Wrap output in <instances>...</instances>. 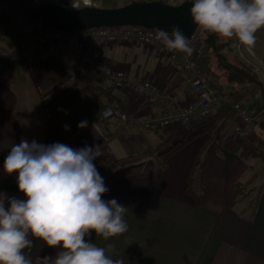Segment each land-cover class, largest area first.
<instances>
[{"label":"crops","instance_id":"crops-1","mask_svg":"<svg viewBox=\"0 0 264 264\" xmlns=\"http://www.w3.org/2000/svg\"><path fill=\"white\" fill-rule=\"evenodd\" d=\"M11 1L17 6L11 7ZM90 1L107 3V8L133 2ZM167 1L176 5L185 0ZM28 6L37 8L31 0L0 1V163L20 165L28 155L41 153L14 178L0 171V264L8 254L54 264H264V161L236 141L225 122H217L215 141L210 123L155 132L135 128L132 135L109 125L102 134L92 124L98 106L117 104L130 116L145 111L164 116L168 100L185 103L192 97L190 87L170 70L159 48L101 45L85 35L32 43L27 36L39 26L31 15L20 18L26 25L17 31L7 28ZM252 6L264 12V0H252ZM257 23L262 32L250 45L264 61V20ZM94 58L157 84L158 102L148 105L125 91L103 90L85 73ZM233 93L254 120L261 117L264 89L240 85ZM93 102L98 106L82 110ZM112 133L117 134L49 185L56 190L75 187L99 159L184 142L169 159L162 193H156L149 177L126 176L103 190L96 226L83 216L58 219L56 204L37 197L36 180ZM202 193L207 199L197 206L194 194ZM9 257L5 264H17Z\"/></svg>","mask_w":264,"mask_h":264},{"label":"built area","instance_id":"built-area-1","mask_svg":"<svg viewBox=\"0 0 264 264\" xmlns=\"http://www.w3.org/2000/svg\"><path fill=\"white\" fill-rule=\"evenodd\" d=\"M40 0H33L39 5ZM42 1V0H41ZM135 1V0H133ZM165 2L167 0H152ZM196 11L202 21L220 11L223 0H195ZM58 4L65 10H76L81 7H96L90 0H69L60 3L57 0H43ZM264 20V12L253 9L252 0L244 5L242 18L233 28V35L228 48L238 60L251 68L252 73L264 84V61L252 48L250 42L255 34L262 32L258 19ZM83 35L95 39L101 45L139 44L149 48H159L165 56L170 70L186 83L192 97L185 103L168 100L164 107V116L157 117L153 112L129 115L122 112L117 104L107 105L92 120V124L105 134L106 126H115L127 135L133 130L158 131L166 128H185L195 122L213 118L220 107L227 106L231 115L225 120L233 138L245 145L259 159L264 161V147L257 137L253 122L254 117L238 100L227 94L222 86L211 77L205 65L206 49L194 35L191 38H180L161 31L137 26L99 27L85 32L76 30H33L27 40L45 45L51 41H67ZM86 76L99 81L105 91H125L136 100L154 105L160 98L161 88L154 82L130 76L125 68L114 69L100 58L91 59L85 67Z\"/></svg>","mask_w":264,"mask_h":264},{"label":"trees","instance_id":"trees-1","mask_svg":"<svg viewBox=\"0 0 264 264\" xmlns=\"http://www.w3.org/2000/svg\"><path fill=\"white\" fill-rule=\"evenodd\" d=\"M186 1L194 2L193 0H185L183 2ZM247 1L248 0H223L220 11L207 17L195 34L201 45L206 49L205 65L211 77L214 78L229 95H233L235 87H239L240 85L264 89L263 83L252 73L251 68L240 62L228 48L230 39L233 35V28L240 22L244 5ZM164 3L172 5L170 1H165ZM37 30H42V28L39 26ZM94 106H98V103L93 102L92 104H85L82 110H90V108H94ZM105 106L106 105L98 106L94 114L102 111ZM229 115H231L230 108L223 106L217 110L213 118L193 124L202 126L210 123L213 140L215 141L218 131L217 122H225ZM263 122L264 106L261 117L255 119L253 122L254 131L264 147V128H262L261 125ZM115 134L117 133H112L108 137L100 139L87 151L80 154L54 173L45 177H39L36 180L34 191L37 197L52 201L56 204L58 219L65 220L72 216H83L86 217L90 226H96L99 221L97 203L103 190L106 186L126 176H135L139 178L149 177L156 193H162V176L168 167L169 159L184 142L161 143L154 149H144L138 154L116 160H112L108 157L99 159L89 171L86 179L75 187H63L56 190L49 185V182L55 176L69 170L89 153L103 146L107 141L113 138ZM40 153V150H38L28 155L20 165L16 164V162H9V160L2 161L0 163V171L5 177L10 179L14 178L32 161L38 158ZM197 162L198 160L195 161L194 166ZM190 182L191 180L189 179L188 193L192 192L189 186ZM206 199L207 197L204 193L199 195L194 194V202L197 206L204 203ZM7 256H10L9 258L17 264H54L52 261L38 263L21 257L11 258V254ZM7 256L2 264H5Z\"/></svg>","mask_w":264,"mask_h":264},{"label":"water","instance_id":"water-1","mask_svg":"<svg viewBox=\"0 0 264 264\" xmlns=\"http://www.w3.org/2000/svg\"><path fill=\"white\" fill-rule=\"evenodd\" d=\"M43 30L85 32L99 27L137 26L180 38H191L202 18L193 2L170 5L158 1L133 2L118 8L81 7L65 10L57 4H44L36 12Z\"/></svg>","mask_w":264,"mask_h":264},{"label":"rangeland","instance_id":"rangeland-1","mask_svg":"<svg viewBox=\"0 0 264 264\" xmlns=\"http://www.w3.org/2000/svg\"><path fill=\"white\" fill-rule=\"evenodd\" d=\"M43 1V0H42ZM41 0L39 1V5H36L35 3H33V0H31V2L33 3V4H35L36 6H37V8L35 9V8H33L32 6H28L27 8H22V9H20V12H19V15H18V17H19V19H17V21H16V23L14 22L13 24L11 23V22H9L8 23V26H7V28L8 29H12V31H17V29L19 28V26L20 27H24L25 25H26V22L24 21H22V19L20 20V18L22 17V16H28V15H31V17H33V18H36V15H35V11L37 12V10H38V8H39V6H41V5H44V4H55V3H50V2H42ZM95 3V2H94ZM10 6L12 7V6H17V1H11L10 3ZM96 4V7H98V8H107V6H108V4L107 3H104V2H98V3H95ZM171 4H173V3H171ZM58 5V4H57ZM174 5V4H173ZM176 5H178V3L176 4ZM15 8V7H14ZM116 8V7H115ZM254 8L255 9H257V6H256V4H254ZM13 15V12H12V8H11V10H9L8 11V13H7V16L8 17H11ZM1 23H3V21H1ZM17 25H18V27H17ZM39 25V24H38ZM3 29L5 28V27H2ZM1 28V29H2ZM256 49H258L257 47H256ZM255 49V50H256ZM257 51V54H258V56L262 59V57L260 56V52H259V49L258 50H256ZM263 60V59H262Z\"/></svg>","mask_w":264,"mask_h":264},{"label":"flooded vegetation","instance_id":"flooded-vegetation-1","mask_svg":"<svg viewBox=\"0 0 264 264\" xmlns=\"http://www.w3.org/2000/svg\"><path fill=\"white\" fill-rule=\"evenodd\" d=\"M35 22H36L37 25L39 24L38 21H37V18H35Z\"/></svg>","mask_w":264,"mask_h":264}]
</instances>
